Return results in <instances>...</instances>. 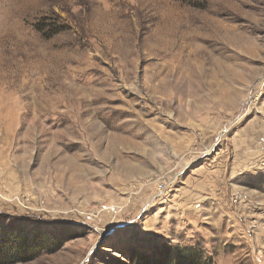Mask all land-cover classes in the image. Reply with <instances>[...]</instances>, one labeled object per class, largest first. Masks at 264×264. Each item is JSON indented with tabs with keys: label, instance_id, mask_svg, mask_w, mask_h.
Listing matches in <instances>:
<instances>
[{
	"label": "rangeland",
	"instance_id": "374dc122",
	"mask_svg": "<svg viewBox=\"0 0 264 264\" xmlns=\"http://www.w3.org/2000/svg\"><path fill=\"white\" fill-rule=\"evenodd\" d=\"M199 2L0 0L13 264H264V0Z\"/></svg>",
	"mask_w": 264,
	"mask_h": 264
},
{
	"label": "trees",
	"instance_id": "16d2710c",
	"mask_svg": "<svg viewBox=\"0 0 264 264\" xmlns=\"http://www.w3.org/2000/svg\"><path fill=\"white\" fill-rule=\"evenodd\" d=\"M185 3L200 5L199 0H181ZM29 246L28 239L23 238L19 244H15V238L8 232L0 233V264H13L31 258L35 253ZM167 257L163 260L150 259L141 252L134 255L135 264H213L209 256L198 245L185 246L175 251L167 250ZM136 253V252H135Z\"/></svg>",
	"mask_w": 264,
	"mask_h": 264
}]
</instances>
